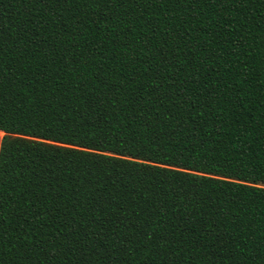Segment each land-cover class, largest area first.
<instances>
[{"label": "trees", "instance_id": "1", "mask_svg": "<svg viewBox=\"0 0 264 264\" xmlns=\"http://www.w3.org/2000/svg\"><path fill=\"white\" fill-rule=\"evenodd\" d=\"M0 264H264V0H0Z\"/></svg>", "mask_w": 264, "mask_h": 264}, {"label": "crops", "instance_id": "2", "mask_svg": "<svg viewBox=\"0 0 264 264\" xmlns=\"http://www.w3.org/2000/svg\"><path fill=\"white\" fill-rule=\"evenodd\" d=\"M3 136H4V133L0 131V146H1V141H2Z\"/></svg>", "mask_w": 264, "mask_h": 264}]
</instances>
